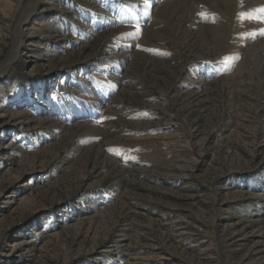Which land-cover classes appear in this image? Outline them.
<instances>
[{"label": "rangeland", "instance_id": "obj_1", "mask_svg": "<svg viewBox=\"0 0 264 264\" xmlns=\"http://www.w3.org/2000/svg\"><path fill=\"white\" fill-rule=\"evenodd\" d=\"M138 2L0 0V264H264V61Z\"/></svg>", "mask_w": 264, "mask_h": 264}, {"label": "bare ground", "instance_id": "obj_2", "mask_svg": "<svg viewBox=\"0 0 264 264\" xmlns=\"http://www.w3.org/2000/svg\"><path fill=\"white\" fill-rule=\"evenodd\" d=\"M133 5L134 4H131V6ZM138 5L139 8L135 7L136 11L132 12V17H127L125 15H121L119 17V19L122 18L119 21L128 22L129 24H126L128 27H121V35L124 32L130 33V35L126 36L127 42L125 45L127 46H130L131 44L135 45L137 43L132 36L134 34L133 32L137 33L139 39L144 37L145 25H147L146 22L150 24L154 22L156 16H160L167 17L169 20H172L177 29L185 31L186 33L188 32L187 29L191 30L193 28L203 26H207L209 29L215 28L218 32L217 38L216 40H210V42H212L211 45L217 49L220 54L222 49L227 47V42L229 40V38L226 37L223 28H228L233 22L234 27H232L231 30L236 36V45H233V47L237 49L235 50V53H239L238 55H240L239 62L242 63L246 60L245 51L247 49L251 50V57L253 60L264 61L261 60L264 58V35L260 34V29L264 28V22H259L255 19H238L239 14L242 12H249L251 10L264 7V0H147V3H145V0H140V2L134 6ZM24 12H22V14ZM117 12L121 13L119 10ZM201 12H207L209 14V18L202 19L199 15ZM213 14L214 19L212 18ZM259 15H264V13H259ZM133 16L135 21L133 20ZM26 17L21 19V21L23 20V23L26 21ZM108 19L106 21L113 23L117 20L114 19V17ZM19 20L20 18L18 21ZM21 21L17 24L19 25L17 28L19 35L22 29ZM134 22H137L138 25ZM102 23L103 22H101V24ZM251 33H255V35H242ZM222 36L223 38H221ZM122 38H125V34L122 35ZM240 41L242 43H239ZM125 51H121V53L119 52V55L113 56V60L108 56L109 62L107 64L100 65L99 68L103 70H116V67L121 63L123 56H127V53L129 54V52ZM7 65L8 64H5L1 71H4ZM39 110H41V112L44 110L41 105Z\"/></svg>", "mask_w": 264, "mask_h": 264}, {"label": "snow or ice", "instance_id": "obj_3", "mask_svg": "<svg viewBox=\"0 0 264 264\" xmlns=\"http://www.w3.org/2000/svg\"><path fill=\"white\" fill-rule=\"evenodd\" d=\"M145 3H147V0H145ZM259 13H264V7L260 8V9H255V10H251L249 12H242L239 14L238 19H249V20H257L259 22H264V15H259ZM201 16L202 19H208L209 18V14L207 12H201L199 14ZM212 18L214 19V14L212 15ZM260 34L264 35V28L260 29ZM242 35H255V33H251V34H242ZM152 51H157V50H152ZM236 59H238V57H234ZM224 61H229L231 59H233V57H228L225 56L222 58Z\"/></svg>", "mask_w": 264, "mask_h": 264}]
</instances>
